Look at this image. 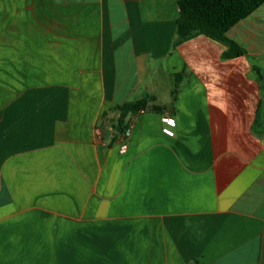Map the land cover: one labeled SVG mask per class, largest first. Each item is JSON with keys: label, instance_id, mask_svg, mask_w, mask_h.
I'll use <instances>...</instances> for the list:
<instances>
[{"label": "crops", "instance_id": "crops-1", "mask_svg": "<svg viewBox=\"0 0 264 264\" xmlns=\"http://www.w3.org/2000/svg\"><path fill=\"white\" fill-rule=\"evenodd\" d=\"M179 15L0 0V264H264V3L234 59L205 35L172 49ZM144 92L164 112L112 143L101 123Z\"/></svg>", "mask_w": 264, "mask_h": 264}, {"label": "trees", "instance_id": "trees-1", "mask_svg": "<svg viewBox=\"0 0 264 264\" xmlns=\"http://www.w3.org/2000/svg\"><path fill=\"white\" fill-rule=\"evenodd\" d=\"M180 15L176 24V39L172 49L181 43L198 35H205L211 39L223 43L227 50L223 55L224 59H234L246 55V51L227 35L229 30L238 22L248 17L264 0H177ZM254 70L259 78H262L261 69L255 65ZM178 91V85L177 89ZM175 90V91H176ZM176 91V92H177ZM175 92V93H176ZM156 101L150 96L135 101H126L114 107L108 120V125L101 123L102 130L109 128L111 131L112 143L120 137L126 138L132 118L140 111L151 110L162 113L165 107L157 104L149 105V102ZM108 113H105L106 119ZM107 137V135L103 136Z\"/></svg>", "mask_w": 264, "mask_h": 264}, {"label": "built area", "instance_id": "built-area-1", "mask_svg": "<svg viewBox=\"0 0 264 264\" xmlns=\"http://www.w3.org/2000/svg\"><path fill=\"white\" fill-rule=\"evenodd\" d=\"M140 112L143 113L144 111L142 110V111H140ZM165 122H166L167 124L171 125V126L175 125V120H174L173 118H165ZM126 148H127V147L124 145V146H123V151H125Z\"/></svg>", "mask_w": 264, "mask_h": 264}, {"label": "rangeland", "instance_id": "rangeland-1", "mask_svg": "<svg viewBox=\"0 0 264 264\" xmlns=\"http://www.w3.org/2000/svg\"><path fill=\"white\" fill-rule=\"evenodd\" d=\"M165 87V86H164ZM162 97H164V99H167L169 98V94H168V91L164 88V90L162 91V94H161Z\"/></svg>", "mask_w": 264, "mask_h": 264}, {"label": "water", "instance_id": "water-1", "mask_svg": "<svg viewBox=\"0 0 264 264\" xmlns=\"http://www.w3.org/2000/svg\"><path fill=\"white\" fill-rule=\"evenodd\" d=\"M143 96L146 97L147 96V93L144 92Z\"/></svg>", "mask_w": 264, "mask_h": 264}]
</instances>
